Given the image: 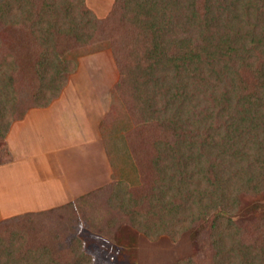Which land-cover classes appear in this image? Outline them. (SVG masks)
I'll list each match as a JSON object with an SVG mask.
<instances>
[{
	"label": "trees",
	"instance_id": "trees-1",
	"mask_svg": "<svg viewBox=\"0 0 264 264\" xmlns=\"http://www.w3.org/2000/svg\"><path fill=\"white\" fill-rule=\"evenodd\" d=\"M106 48L138 178L1 220L0 264H94L80 219L121 247L190 231L199 250L175 264H264V207L245 204L264 198V0H114L102 18L86 0H0V165L12 124Z\"/></svg>",
	"mask_w": 264,
	"mask_h": 264
},
{
	"label": "rangeland",
	"instance_id": "rangeland-1",
	"mask_svg": "<svg viewBox=\"0 0 264 264\" xmlns=\"http://www.w3.org/2000/svg\"><path fill=\"white\" fill-rule=\"evenodd\" d=\"M86 5L102 18L111 12L114 0H86ZM119 77L120 71L115 63L112 50L106 48L93 54L81 55L77 70L71 74L69 82L62 92L66 90L73 91L72 95H76L73 99L78 102L77 105L91 107L96 109L94 113L100 111L104 114L101 128L104 129L106 138H109L107 148L115 173L113 179L125 178L130 182H134L138 178V171L126 139L127 132L133 128L134 124L125 104L115 89ZM90 112L93 113V111ZM100 112L98 114L101 117ZM94 116L96 115L94 114ZM27 124L29 130L39 126L36 123ZM48 124L47 122L44 123L39 129L51 128ZM52 128L54 127L52 126ZM34 147L37 152H40L39 150H42L44 145L36 143ZM46 147H49L48 143H46ZM78 151L79 149L77 153L74 152L75 154L72 152L70 155L72 159L64 160L67 170L76 171L81 169L80 165H83L85 159L82 153H78ZM34 164L37 165V163ZM71 164L72 166H70ZM7 180L8 168L5 165L0 166V221L18 215L20 213L17 212L27 210V208L35 210L36 208L41 209L49 206L8 204ZM245 204L248 205V208L261 205L262 208L258 209L262 210L264 198L251 196L245 200ZM75 225L74 234L83 240L84 249L93 257L94 264H175L179 260L194 255L199 250V246L191 237L190 231L183 232L175 240L168 235L150 238L143 233H139L136 245L121 247L112 238L92 232L83 219L77 221ZM59 250L62 258L68 257L67 248L63 247ZM208 251L211 256L212 250L209 249Z\"/></svg>",
	"mask_w": 264,
	"mask_h": 264
},
{
	"label": "crops",
	"instance_id": "crops-1",
	"mask_svg": "<svg viewBox=\"0 0 264 264\" xmlns=\"http://www.w3.org/2000/svg\"><path fill=\"white\" fill-rule=\"evenodd\" d=\"M72 94L73 91H63L49 106L31 108L23 119L12 124L7 134L13 159L0 166L8 168V204L49 205L35 210L27 208L17 213L65 205L110 183L114 178L107 148L109 138L101 128L104 114L97 111L101 113L100 117L94 113L96 109L77 105L78 102L73 99L76 95ZM46 122L51 128L39 129ZM27 123L39 126L29 130ZM36 143L44 145L40 152L33 148ZM46 143L49 147H46ZM78 149L85 164L80 165L79 170H67L64 160L72 159L70 155L77 153Z\"/></svg>",
	"mask_w": 264,
	"mask_h": 264
}]
</instances>
